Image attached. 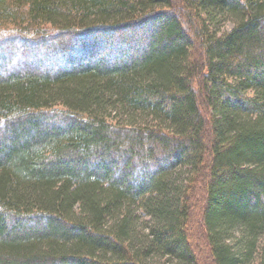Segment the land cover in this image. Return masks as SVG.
Segmentation results:
<instances>
[{
    "label": "trees",
    "instance_id": "trees-1",
    "mask_svg": "<svg viewBox=\"0 0 264 264\" xmlns=\"http://www.w3.org/2000/svg\"><path fill=\"white\" fill-rule=\"evenodd\" d=\"M262 241L264 0H0V264H264Z\"/></svg>",
    "mask_w": 264,
    "mask_h": 264
},
{
    "label": "rangeland",
    "instance_id": "rangeland-1",
    "mask_svg": "<svg viewBox=\"0 0 264 264\" xmlns=\"http://www.w3.org/2000/svg\"><path fill=\"white\" fill-rule=\"evenodd\" d=\"M220 27H221V29L222 30H230V29H232V27H233V19L232 18H230V17H226L224 20H223V22L221 23V25H220ZM18 44V42H16L14 45L19 49V50H21V49H23V50H27L28 48H25V47H23V46H19V45H17ZM12 46V45H11ZM9 48H11L10 46H9ZM35 50H37V49H35ZM39 50V49H38ZM40 51V50H39ZM24 58V57H23ZM22 56H18L16 59H15V61L14 62H20V61H22ZM29 57L28 56H26V60L28 59ZM26 60H23V61H26ZM131 114V113H130ZM130 114H127V113H123V112H117V111H115V110H112L111 112L109 111V112H107V116H108V118L109 119H111V120H114V121H117V122H119V123H122V124H131V125H133V124H136V125H139V124H146V122H151V123H153V118L152 117H149V118H147V120L146 119H143L142 118V116L140 115V114H138V113H136L135 115H133L132 117H131V115ZM145 225V224H144ZM239 235V234H238ZM237 235V236H238ZM229 242H230V240H228ZM262 243H264L263 241H262ZM259 257V255H258V252L256 251V253L254 254V258H253V261H252V263L251 264H255L254 262L256 261V259ZM160 259H154V261H159ZM165 260V262L167 263V264H170V261H168V259H167V257L164 259ZM163 260V261H164ZM258 261V260H257ZM151 262H153V261H151Z\"/></svg>",
    "mask_w": 264,
    "mask_h": 264
}]
</instances>
